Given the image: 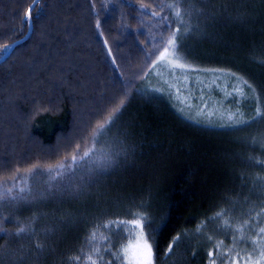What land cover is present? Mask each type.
<instances>
[{"label": "trees", "instance_id": "16d2710c", "mask_svg": "<svg viewBox=\"0 0 264 264\" xmlns=\"http://www.w3.org/2000/svg\"><path fill=\"white\" fill-rule=\"evenodd\" d=\"M33 1L0 0V57L28 33ZM173 2L191 29L179 71L202 81L230 71L250 112L244 120L264 111V0H39L32 34L0 63V264H70L75 256L85 264L93 247L110 259L101 236L113 250L118 238L105 224L136 213L153 229L166 225L156 232L155 264H209L221 241L220 253L253 251L249 241L264 226V166L253 162L264 160L256 138L264 120L225 131L183 113L171 96L147 93L162 18L178 23L172 9L161 11ZM118 107L110 130L122 141L105 180L113 195L71 218L67 170L91 158L73 163L76 145L79 153L94 147L95 123ZM61 164L62 175L48 171ZM92 231L98 238L89 244Z\"/></svg>", "mask_w": 264, "mask_h": 264}, {"label": "snow or ice", "instance_id": "6c2138e0", "mask_svg": "<svg viewBox=\"0 0 264 264\" xmlns=\"http://www.w3.org/2000/svg\"><path fill=\"white\" fill-rule=\"evenodd\" d=\"M141 7L145 6L142 5ZM163 8L172 9L174 13V19L178 23L173 25L169 21L167 15L162 18V21L166 23V28L163 29L159 40L156 42L155 50L149 53V56H155L156 63L166 62L176 68H185L186 65L184 63L175 61L180 59L179 53L183 35L187 34L191 30L185 21V15H188V12L182 10L180 4L175 2L163 5L161 7V11H163ZM149 11H151L150 6ZM31 15L32 8L30 7L25 13V18L30 19ZM151 15L153 17H157L160 16V13L151 11ZM181 25L184 26L183 33L181 32ZM96 27L99 29L100 24L97 23ZM167 33H170V35ZM104 43L107 46V40H105ZM108 54L111 57L112 62L115 64L116 58L112 55V49L110 47H108ZM153 67H155V64H153ZM244 83L250 90H252L251 84H249L247 81H244ZM125 96H127V93H125ZM123 103V100H121L120 107L123 106ZM120 107L114 110L105 109L103 115H105L106 118L102 121L97 120L94 128L91 130L93 145H95L99 137L106 135L110 128L114 126V121L117 118L116 114L119 113ZM260 120H264V111H261V109L257 107L255 110V115L250 120H239L236 123L250 126L253 122H259ZM261 144H264V140L261 141ZM76 148L78 155L72 156L73 163H79L80 160L89 157L95 151H99L94 149V147H91L87 151L79 153V145H76ZM102 158L108 159L107 155H104ZM253 162L264 166V160L253 159ZM64 168L65 166L61 164L57 165L55 169L50 168L48 171L53 172L55 176H59L63 174ZM258 179L264 181V177H259ZM7 191L11 192V188L7 189ZM20 191L23 192L24 189L22 188ZM223 215V212L217 213V217ZM146 224L148 228L147 232L145 231ZM164 227H166V225L162 224L158 229H153L151 223L148 222V218L140 213L133 214L132 218L128 220L110 221L105 224V228L111 229L112 235H115L118 238L115 250H113L110 236H101V239L108 241L105 246V252L111 258L105 259V256L101 254L99 247H93L91 252L86 254L85 264H155L157 257L156 252L154 251V245H157L158 247L156 232H162ZM27 230L28 229L25 227H20L18 232L23 233ZM240 231L242 233V229H240ZM97 238V232L92 231L87 242L91 244L93 241H96ZM179 239V237L174 238L173 241L168 245V253L172 252L173 245L177 244ZM209 239H211V237H209ZM240 239L243 240V235H241ZM121 240L127 242L122 243L120 242ZM222 243L223 242L221 241L216 244V253H213L212 251L208 252V256L210 258L209 264H217L218 258L220 259V264H264V226L259 227L255 238L249 241V245L254 246L252 252H244L242 254L241 251L231 248L226 249L223 253H220ZM37 247H39V245H37ZM81 251L83 253V249ZM69 259L70 264H72V262L79 264L81 256L70 257Z\"/></svg>", "mask_w": 264, "mask_h": 264}, {"label": "rangeland", "instance_id": "374dc122", "mask_svg": "<svg viewBox=\"0 0 264 264\" xmlns=\"http://www.w3.org/2000/svg\"><path fill=\"white\" fill-rule=\"evenodd\" d=\"M175 62L182 63L179 60ZM154 68L156 73L152 77L151 87L147 89V93L152 96L173 97L179 109L185 114L202 118L203 121L211 123V126L225 131L240 125L236 122L244 120L245 115H250L246 102H242L244 95L234 91L230 71L220 70L217 78L202 81L198 75L187 79L186 73L179 71L180 68L166 62H159ZM240 126L244 128V125ZM116 135V132L109 130L106 135L97 139L94 149L99 151L91 155L89 165H79L80 167L67 170L74 178L67 189L68 193L75 197L72 204H76L71 218H78V214L87 209L86 206L108 201L107 197L113 195L105 180L113 172L114 157L118 155L117 149L122 141ZM256 138L264 140V132L260 131ZM104 155H107L108 159L102 158ZM117 197L118 194L115 192V201ZM68 215L70 213L66 216ZM89 227L87 229H91Z\"/></svg>", "mask_w": 264, "mask_h": 264}, {"label": "water", "instance_id": "95a60500", "mask_svg": "<svg viewBox=\"0 0 264 264\" xmlns=\"http://www.w3.org/2000/svg\"><path fill=\"white\" fill-rule=\"evenodd\" d=\"M38 2H39V0H34L32 2V4L30 5V7L32 8V12H33V10L36 7V5H37ZM32 32H33V21H32V15H31V18L29 19V31H28V33L24 37H22L21 39H18L17 41H15L8 48V50L5 52V54L0 57V63L3 62V61H5L10 56V54L12 53V51L15 49V47L17 45H19L20 43H22L25 40H27L30 37V35L32 34Z\"/></svg>", "mask_w": 264, "mask_h": 264}]
</instances>
